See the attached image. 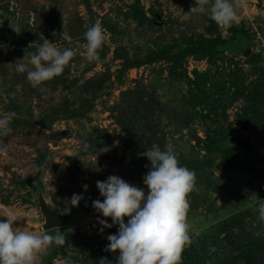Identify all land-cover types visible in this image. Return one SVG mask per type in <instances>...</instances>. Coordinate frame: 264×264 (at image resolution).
<instances>
[{
    "label": "rangeland",
    "instance_id": "1",
    "mask_svg": "<svg viewBox=\"0 0 264 264\" xmlns=\"http://www.w3.org/2000/svg\"><path fill=\"white\" fill-rule=\"evenodd\" d=\"M232 3L238 36L189 12L195 0H0V116L14 114L12 132L0 137L8 144L0 156V219L10 209L17 227L65 236L37 264H98L101 257L116 264L118 252L106 245L118 226L99 231L98 217L111 218L92 206L103 199L96 182L116 175L147 193L150 162L140 154L153 144L171 145L196 173L182 264H192L195 252L206 258L201 264H264L257 205L264 199V0ZM96 22L106 38L100 60L90 61L84 33ZM44 38L77 54L61 75L33 87L16 65ZM201 38L226 44L199 56L191 48ZM245 45L252 51L242 58ZM234 135L249 138L248 160L230 143ZM104 146L110 150L101 153ZM39 178L55 211H66L74 193L84 210L42 230Z\"/></svg>",
    "mask_w": 264,
    "mask_h": 264
},
{
    "label": "clouds",
    "instance_id": "2",
    "mask_svg": "<svg viewBox=\"0 0 264 264\" xmlns=\"http://www.w3.org/2000/svg\"><path fill=\"white\" fill-rule=\"evenodd\" d=\"M189 12L208 14L210 19L226 31L239 22V16L232 0H195ZM85 54L90 61H99V52L106 35L99 22L93 23L84 33ZM77 54L72 48L61 49L56 42L44 38L38 49L25 55L16 65V70L26 73L33 87L61 75L71 59ZM0 116V137L12 132L11 117ZM82 143L87 150V142ZM109 147H100L101 153ZM8 153V144L0 140V156ZM140 155L150 162V169L143 177L144 188L130 184L116 175L104 181H97L96 187L103 197L92 201L93 208L104 218L98 217L99 229L103 232L113 225L118 231L107 236L106 250L118 252L116 264H182V253L191 244L187 213L190 208L189 193L195 189L196 173L181 165L171 145L164 149L153 144L150 150ZM63 162V161H62ZM66 163V162H64ZM87 185H83L87 190ZM48 188L55 192L52 184ZM83 198L73 194L70 205L76 207ZM259 217L264 220V199L257 201ZM0 219V264H37L41 253H46L52 244H65L63 232L39 233L17 227V215L10 209ZM127 217V222L124 218ZM98 264H112L107 257L99 258Z\"/></svg>",
    "mask_w": 264,
    "mask_h": 264
},
{
    "label": "water",
    "instance_id": "3",
    "mask_svg": "<svg viewBox=\"0 0 264 264\" xmlns=\"http://www.w3.org/2000/svg\"><path fill=\"white\" fill-rule=\"evenodd\" d=\"M251 51V47L245 45L244 47L238 49L237 55L242 58H247L250 55ZM231 143L240 150L243 159L248 160L250 158L251 143L248 137L242 135H234L231 137ZM33 184L35 187V196L37 199L36 205L42 217V222L40 224L42 230L48 231L57 227H63L67 224V221L73 213L84 210V208L78 204L76 207H72L70 205L64 212H62L61 210L55 211L48 205L43 196L44 186L42 180L39 178Z\"/></svg>",
    "mask_w": 264,
    "mask_h": 264
},
{
    "label": "trees",
    "instance_id": "4",
    "mask_svg": "<svg viewBox=\"0 0 264 264\" xmlns=\"http://www.w3.org/2000/svg\"><path fill=\"white\" fill-rule=\"evenodd\" d=\"M232 35L238 36L239 32L235 29L234 26L227 30ZM226 44V41L222 39H208V38H201L198 41H195L192 45L191 51L195 52L199 56L209 55L214 52L215 48L218 46H223ZM231 143V142H230ZM222 144V143H221ZM232 144V143H231ZM217 146V144H215ZM244 257L246 263L249 262L248 260L252 259V254L249 252L239 251V254ZM193 259H191L192 264H201L200 262L203 260L205 261V257L201 256L200 253L195 252L192 254ZM249 264V263H248Z\"/></svg>",
    "mask_w": 264,
    "mask_h": 264
}]
</instances>
